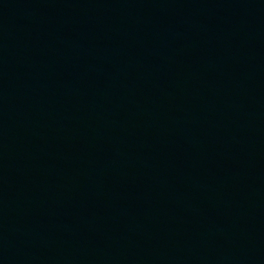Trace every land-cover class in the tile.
Listing matches in <instances>:
<instances>
[{"label": "water", "instance_id": "95a60500", "mask_svg": "<svg viewBox=\"0 0 264 264\" xmlns=\"http://www.w3.org/2000/svg\"><path fill=\"white\" fill-rule=\"evenodd\" d=\"M0 264H264V0H0Z\"/></svg>", "mask_w": 264, "mask_h": 264}]
</instances>
